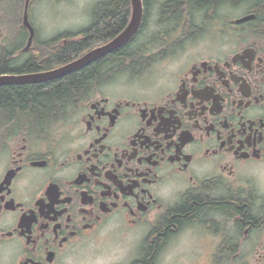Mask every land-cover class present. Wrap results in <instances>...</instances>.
Returning a JSON list of instances; mask_svg holds the SVG:
<instances>
[{"label": "flooded vegetation", "instance_id": "flooded-vegetation-1", "mask_svg": "<svg viewBox=\"0 0 264 264\" xmlns=\"http://www.w3.org/2000/svg\"><path fill=\"white\" fill-rule=\"evenodd\" d=\"M41 1L0 0V77L60 68L132 15L109 38L86 34L72 61L29 68L44 42L82 41L106 5L87 9L85 27L41 40ZM244 4L237 19L222 5L158 20L164 30L152 34L159 6L142 0L134 36L86 65L98 75L63 115H0V264H264V0Z\"/></svg>", "mask_w": 264, "mask_h": 264}, {"label": "trees", "instance_id": "trees-1", "mask_svg": "<svg viewBox=\"0 0 264 264\" xmlns=\"http://www.w3.org/2000/svg\"><path fill=\"white\" fill-rule=\"evenodd\" d=\"M102 1V0H101ZM100 1V2H101ZM244 0H143L145 5L155 4L159 6V20L171 19L177 22L188 21L192 18V11L202 10L203 12L213 11L214 8L222 5L237 7ZM99 2V3H100ZM105 6L98 7L95 12V21L92 27L80 34L84 39L79 43L72 44L65 48L55 47L56 39L44 42L42 52L34 51L30 55L28 67L42 65L49 66L57 62L65 64L76 57L77 51L84 49L91 43L92 39H105L111 37L120 27H125L131 10V0H105ZM121 19V23L118 21ZM119 23L121 26H119ZM86 34H90L92 39H86ZM67 36V34H64ZM36 52V53H35ZM71 55V56H70ZM124 64V59H118ZM117 61V62H118ZM83 67L72 74L61 77L49 84L33 86L25 89H9L0 92V115L12 114L15 109L23 111L33 117L35 122H46L54 117L61 116L66 112L71 102L86 93V85L89 80L98 75L96 68ZM185 208V207H184ZM189 208L184 209V215L188 216Z\"/></svg>", "mask_w": 264, "mask_h": 264}, {"label": "rangeland", "instance_id": "rangeland-1", "mask_svg": "<svg viewBox=\"0 0 264 264\" xmlns=\"http://www.w3.org/2000/svg\"><path fill=\"white\" fill-rule=\"evenodd\" d=\"M101 0H42L39 5L33 9V26L41 40L49 39L63 32H72L86 26V11L95 6ZM247 5L229 8L227 15L232 19L240 18ZM159 16L156 8L153 17V24L150 25L152 34L162 32L164 27H159ZM78 260L86 261V248L78 256Z\"/></svg>", "mask_w": 264, "mask_h": 264}, {"label": "water", "instance_id": "water-1", "mask_svg": "<svg viewBox=\"0 0 264 264\" xmlns=\"http://www.w3.org/2000/svg\"><path fill=\"white\" fill-rule=\"evenodd\" d=\"M131 9H132V15H131V19L128 25L118 36H116L109 43L101 47H98L96 49H93L87 54L81 56L80 58L60 68L52 70L50 72L35 74V75H27V76L0 77V84L2 83H33V82L35 83V82L46 81V80L57 78V77H62L73 71H76L78 69L85 67L86 65L92 63L93 61L107 54H110L111 52L115 51L116 49L124 45L126 42H128L134 36V34L136 33V31L138 30L140 26L141 17H142V0H131ZM254 17H255L254 15H248L246 17L238 19L237 22L242 23L244 21L253 19ZM23 24L27 28L28 33H29L28 43L26 46V48H29L32 43V39L35 35V30L28 21L27 8L25 9Z\"/></svg>", "mask_w": 264, "mask_h": 264}]
</instances>
